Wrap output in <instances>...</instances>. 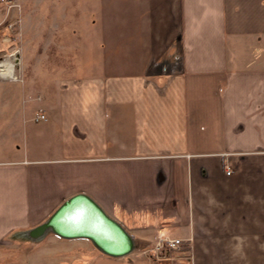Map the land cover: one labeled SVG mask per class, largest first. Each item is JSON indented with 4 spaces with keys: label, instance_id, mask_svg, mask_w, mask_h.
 <instances>
[{
    "label": "crops",
    "instance_id": "1",
    "mask_svg": "<svg viewBox=\"0 0 264 264\" xmlns=\"http://www.w3.org/2000/svg\"><path fill=\"white\" fill-rule=\"evenodd\" d=\"M18 1L23 92L42 103L0 156V244L47 243L50 264H264V0ZM77 194L130 251L113 232L27 234ZM160 230L179 246L153 249Z\"/></svg>",
    "mask_w": 264,
    "mask_h": 264
},
{
    "label": "rangeland",
    "instance_id": "2",
    "mask_svg": "<svg viewBox=\"0 0 264 264\" xmlns=\"http://www.w3.org/2000/svg\"><path fill=\"white\" fill-rule=\"evenodd\" d=\"M22 11L20 2L18 0H0V62L8 61L15 63V74L17 79H11L7 76H0V156L9 157L11 154L19 153L23 146H28L29 141L22 140L20 136L21 122L25 120L30 112L42 103L41 97L27 92H23L27 84V75H23L21 65V15ZM59 22H63L59 19ZM15 53V54H14ZM35 53V52H34ZM49 54V52H47ZM52 53V52H51ZM17 63V65H16ZM29 79V78H28ZM42 86L44 84H36ZM27 90V89H26ZM16 94V98H8V94ZM43 107V106H38ZM9 112L12 109V113H17L15 123L18 127V134L15 138H11L10 130L7 127L11 122L12 115H4L5 109ZM6 118V121H4ZM4 129L5 132H4ZM24 147V148H25ZM40 245H48L42 243L39 245H20L19 242L3 243L0 244V264L4 262H10L14 264H50L53 253L56 249L39 248ZM52 245V244H51ZM16 250V251H15ZM17 250H21L23 254H20ZM38 251L36 258L28 257L26 253ZM27 256V258L25 257ZM62 255L59 254V258Z\"/></svg>",
    "mask_w": 264,
    "mask_h": 264
},
{
    "label": "water",
    "instance_id": "3",
    "mask_svg": "<svg viewBox=\"0 0 264 264\" xmlns=\"http://www.w3.org/2000/svg\"><path fill=\"white\" fill-rule=\"evenodd\" d=\"M50 227L62 236L79 232L86 234L102 247L106 245L105 241H102V236L109 232L118 234L125 241V243H121L120 250L116 252L118 255L127 253L133 245L127 232L85 194H77L68 198L45 222L29 230L27 234L38 238ZM72 228H79V230L76 231Z\"/></svg>",
    "mask_w": 264,
    "mask_h": 264
},
{
    "label": "built area",
    "instance_id": "4",
    "mask_svg": "<svg viewBox=\"0 0 264 264\" xmlns=\"http://www.w3.org/2000/svg\"><path fill=\"white\" fill-rule=\"evenodd\" d=\"M15 54V53H14ZM0 63H3L2 66H0V76H7L11 79H17V75L15 74V63L8 62V61H2ZM17 65V63H16ZM10 66L12 67V70L10 71V74L8 75L7 71L9 70ZM45 110L43 107L37 108L35 120H45ZM230 170L228 169L227 173H229ZM181 243V239L179 238H173L169 237L167 234H165L164 231L160 230L157 233L153 249L157 251H162L164 249H170V248H176Z\"/></svg>",
    "mask_w": 264,
    "mask_h": 264
},
{
    "label": "bare ground",
    "instance_id": "5",
    "mask_svg": "<svg viewBox=\"0 0 264 264\" xmlns=\"http://www.w3.org/2000/svg\"><path fill=\"white\" fill-rule=\"evenodd\" d=\"M3 63H0V66H2ZM12 70V67L10 66L9 70L7 71L8 75L10 74V71Z\"/></svg>",
    "mask_w": 264,
    "mask_h": 264
}]
</instances>
